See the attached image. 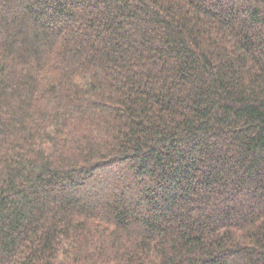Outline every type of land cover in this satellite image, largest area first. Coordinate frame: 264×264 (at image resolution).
Listing matches in <instances>:
<instances>
[{
  "label": "trees",
  "instance_id": "trees-1",
  "mask_svg": "<svg viewBox=\"0 0 264 264\" xmlns=\"http://www.w3.org/2000/svg\"><path fill=\"white\" fill-rule=\"evenodd\" d=\"M0 264H264V0H0Z\"/></svg>",
  "mask_w": 264,
  "mask_h": 264
}]
</instances>
